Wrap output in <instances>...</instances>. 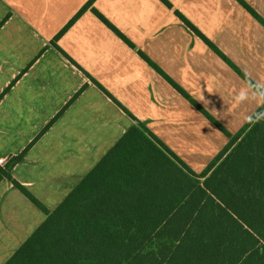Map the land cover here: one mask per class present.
Wrapping results in <instances>:
<instances>
[{"label":"crops","instance_id":"1","mask_svg":"<svg viewBox=\"0 0 264 264\" xmlns=\"http://www.w3.org/2000/svg\"><path fill=\"white\" fill-rule=\"evenodd\" d=\"M88 1L0 0V167L23 153L10 174L49 212L138 123L196 173L227 144L141 54L231 134L260 107L235 102L248 84L176 14L264 84V26L239 0H93L64 29ZM242 1L264 20V0ZM46 217L0 172V264Z\"/></svg>","mask_w":264,"mask_h":264},{"label":"trees","instance_id":"2","mask_svg":"<svg viewBox=\"0 0 264 264\" xmlns=\"http://www.w3.org/2000/svg\"><path fill=\"white\" fill-rule=\"evenodd\" d=\"M161 1L171 7L168 0ZM239 2L264 26L250 6ZM176 14L247 84L254 83L179 11ZM141 55L229 139L227 144L196 173L138 123L52 212L11 176L23 156L19 154L0 172L47 217L5 264H264V120L246 122L229 133Z\"/></svg>","mask_w":264,"mask_h":264},{"label":"clouds","instance_id":"3","mask_svg":"<svg viewBox=\"0 0 264 264\" xmlns=\"http://www.w3.org/2000/svg\"><path fill=\"white\" fill-rule=\"evenodd\" d=\"M234 100L236 103H244L245 101H255L261 109H264V84L252 83L249 81L247 87L241 89L238 94L235 95ZM200 101L207 103L204 96L201 94ZM264 120V110H259L255 114L246 117V122L249 124H256Z\"/></svg>","mask_w":264,"mask_h":264},{"label":"rangeland","instance_id":"4","mask_svg":"<svg viewBox=\"0 0 264 264\" xmlns=\"http://www.w3.org/2000/svg\"><path fill=\"white\" fill-rule=\"evenodd\" d=\"M94 10H96V9H94ZM97 11V10H96ZM99 12V11H98ZM100 13V12H99ZM93 14L94 15H96L95 14V12L93 11ZM101 14V13H100ZM102 15V14H101ZM97 16V15H96ZM103 16V15H102ZM98 17V16H97ZM104 17V16H103ZM99 18V17H98ZM105 18V17H104ZM100 19V18H99ZM106 19V18H105ZM101 20V19H100ZM107 21H108V19H106ZM102 21V20H101ZM103 22V21H102ZM112 26H114L110 21H108ZM109 29H111L105 22H103ZM115 27V26H114ZM116 28V27H115ZM118 31H119V29L118 28H116ZM112 30V29H111ZM113 32H114V34H116V32L114 31V30H112ZM120 32V31H119ZM120 34L122 35H118V34H116L118 37H120V38H122V40H124L125 41V39H126V36L124 35V34H122L121 32H120ZM123 37L125 38V39H123ZM201 134H202V136H203V138L204 139H206L207 140V144H209V145H212L214 142H215V140L213 139V137H212V135H210L208 132H206V131H202L201 132Z\"/></svg>","mask_w":264,"mask_h":264},{"label":"built area","instance_id":"5","mask_svg":"<svg viewBox=\"0 0 264 264\" xmlns=\"http://www.w3.org/2000/svg\"><path fill=\"white\" fill-rule=\"evenodd\" d=\"M5 162H6L5 159H2V158L0 159V165L5 164Z\"/></svg>","mask_w":264,"mask_h":264}]
</instances>
